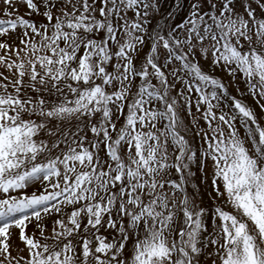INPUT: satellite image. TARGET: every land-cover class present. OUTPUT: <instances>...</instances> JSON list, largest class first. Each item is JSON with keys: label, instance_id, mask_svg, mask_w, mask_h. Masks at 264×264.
<instances>
[{"label": "snow or ice", "instance_id": "obj_1", "mask_svg": "<svg viewBox=\"0 0 264 264\" xmlns=\"http://www.w3.org/2000/svg\"><path fill=\"white\" fill-rule=\"evenodd\" d=\"M0 3V264H264V0Z\"/></svg>", "mask_w": 264, "mask_h": 264}, {"label": "rangeland", "instance_id": "obj_2", "mask_svg": "<svg viewBox=\"0 0 264 264\" xmlns=\"http://www.w3.org/2000/svg\"><path fill=\"white\" fill-rule=\"evenodd\" d=\"M2 7H3V5H2V3H0V9H2Z\"/></svg>", "mask_w": 264, "mask_h": 264}]
</instances>
